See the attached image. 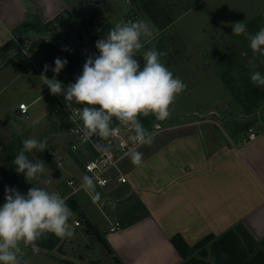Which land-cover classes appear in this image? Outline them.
<instances>
[{
  "label": "crops",
  "instance_id": "crops-1",
  "mask_svg": "<svg viewBox=\"0 0 264 264\" xmlns=\"http://www.w3.org/2000/svg\"><path fill=\"white\" fill-rule=\"evenodd\" d=\"M205 1L199 0L190 8ZM124 2L131 4L129 0H0V46L12 40L14 48L22 40L44 36V27L52 26L56 31L79 27V21L95 10L113 25ZM260 15L264 20V6ZM175 20L173 17L171 23ZM246 29L253 34L247 24ZM226 43L251 75L248 59L252 51L247 36L231 31ZM243 52L248 55H241ZM29 54L31 57L28 52L20 55L24 63L29 62L25 68H19L14 59L0 63V90L5 91L0 92V148L19 135L13 119L18 118L17 105L25 100L13 95V85L18 87L21 78L28 83L37 79L29 83V93L44 86L40 76L47 74L32 59L33 53ZM255 70L264 73V64ZM44 87L43 93L27 103L29 108L49 91L47 85ZM242 115L251 121L244 131L234 128L227 132L214 120L199 116L180 126L164 125L154 143L136 148L143 153L140 165H133L129 156L119 161L117 174L126 176L125 184L149 211L147 217L116 232H108V226L104 231L98 228L122 264H180L182 258L170 242L173 234L181 235L191 246L207 234L219 236L240 223L255 241L264 238V101L249 115ZM249 129L256 133L252 140L247 139ZM108 186L119 185L111 180ZM20 246L23 254L30 250L45 255L57 248Z\"/></svg>",
  "mask_w": 264,
  "mask_h": 264
},
{
  "label": "rangeland",
  "instance_id": "rangeland-1",
  "mask_svg": "<svg viewBox=\"0 0 264 264\" xmlns=\"http://www.w3.org/2000/svg\"><path fill=\"white\" fill-rule=\"evenodd\" d=\"M158 1L176 19L174 23L168 24L160 30L140 9L138 3L127 4L124 2L113 25L122 21L144 20L149 22L153 27L154 38L142 37L141 41L145 46L137 54L142 55L150 48L166 53L161 57V62L173 73L174 77L181 78L187 85L185 90L178 94L173 104L170 105V117L159 122L163 126L167 125V127L180 126L191 119H198L199 116L200 118L214 120L219 127L224 128L227 132L234 128L237 129L239 126L241 127L246 122L251 123L250 119L242 115L244 114L243 109L237 98L228 89L227 84L222 80V75L223 71L228 69L231 76L235 80H239L241 74L244 73L240 69L237 60L227 50L226 38L233 31L231 25L235 22H246L247 24L250 20L258 19L259 28H264V20L260 15L264 1L206 0L193 9L190 8L194 5L192 0ZM62 34L64 36L60 38L59 36ZM43 35L33 37L28 41L22 40L20 45L12 47L4 53L7 54L6 57L4 54L0 57V63H3L4 59H14L13 61L16 60L20 63L19 68L23 65L22 68H25L29 62L24 63L20 55L28 52L29 57H31L28 47L35 44L31 52L33 53L32 59L43 70L45 64L50 66L46 74L51 79L54 75L51 68L55 67V59L57 57L65 58L63 52L67 50L62 49H75L74 51L78 54L77 71L74 72L71 68L76 59L68 56L66 59H70L71 63H67L65 68L56 76L57 80L64 85H68L75 83L76 77L82 73L83 64L88 55H99L95 47L96 41L91 40L77 26L57 31L49 26ZM37 43L39 45L43 44L44 50L37 46ZM45 50L50 57H47ZM135 58L142 68L144 65L143 57L137 56ZM35 82H37V79L29 81L31 84ZM29 83L26 82L25 78H21L18 81V87L15 88L13 85L12 89L13 95L16 98L19 97V99L21 97L26 103H29L34 97L46 90L44 85L40 86L38 91L35 89L33 93H29ZM0 92L4 93L5 91L1 89ZM38 100L37 103L30 106L27 116L13 119L18 125L19 132L13 142L18 145V142L22 144V141L28 138L38 140L47 138V149L43 152L46 156H52V159L45 161L48 169H46L42 179L49 182L36 184L35 186L43 187L50 192L60 193L63 192L65 182L69 178H74L77 183H81L82 177L89 175L84 170L87 161L85 153L87 150H91L92 146L88 142H82L76 149L71 148V141L75 138L70 133L71 123L69 118L60 105L62 101H65L63 96H54L49 90ZM4 102H2V106H4ZM73 104L76 105L74 102ZM2 110L0 107V112ZM43 114H45V117L42 116ZM9 115L12 117L11 113L8 112L7 116L10 117ZM33 121L34 124L28 126ZM30 154L34 161L41 160L39 155L42 152L33 150ZM108 175L110 181L115 182L116 170L111 169ZM109 189V186L99 187L96 185V191L100 193V200L96 202H93L83 189L78 190L74 195L87 217L97 225L100 231H104L110 223L119 221L120 213L127 208L130 202L133 201V197H135L126 184ZM19 191L26 194L28 190L24 191L19 188ZM4 195L5 191L0 187V206L5 202ZM76 220L80 219L74 214L69 220L72 227L73 222ZM73 229L75 232L74 237L70 240H64L63 243L57 246L56 250L49 253L50 255L47 253L45 255L41 253L33 254L30 250L26 251L21 257L22 264H27L30 261L33 264H66L65 262H71L72 264H117L113 254H109L87 232L83 221H81L80 226L73 227ZM206 246L208 247L209 244ZM208 259L213 262L210 255Z\"/></svg>",
  "mask_w": 264,
  "mask_h": 264
},
{
  "label": "clouds",
  "instance_id": "clouds-1",
  "mask_svg": "<svg viewBox=\"0 0 264 264\" xmlns=\"http://www.w3.org/2000/svg\"><path fill=\"white\" fill-rule=\"evenodd\" d=\"M231 26L233 35L247 36L252 51L248 59V66L253 69L250 80L254 85L264 87V73L255 70L264 64V28L251 34L247 32L245 22H235ZM142 37L154 38L153 27L149 22H119L106 36L96 41L99 55L87 56L82 73L76 77L75 83L64 85L56 79L68 63L67 59L59 57L54 61L55 67L51 68L53 78L49 79L43 73L40 76L50 93L63 96L66 110L82 122L76 123V127L83 138L88 140L94 136L99 137L95 142L98 151L102 148L108 152L110 145L103 142L114 136L120 126L129 124L134 132L129 139L134 144L142 146L154 143L155 134L143 125L139 117L154 115L158 121L168 119L171 115L170 105L187 87L181 78L174 77L161 62V57L166 53L150 48L142 55L137 54L145 46ZM241 55L248 54L243 52ZM137 56L143 57L142 68L135 58ZM49 67L44 65V73ZM73 102L82 107H73ZM46 149L47 138L25 139L12 161L16 173L23 174L25 181L32 186L26 194L14 187L5 186V202L0 206V264H22L21 243L35 247L36 242L47 239L49 233L69 240L75 235L69 223L74 213L66 197H62L59 192L35 186L49 182L42 179L48 167L43 160L29 159L28 154L33 150L43 152ZM2 152L3 149H0ZM126 155L133 165L143 162V153L139 150L133 149ZM80 188L93 202L100 200L95 176L84 175Z\"/></svg>",
  "mask_w": 264,
  "mask_h": 264
},
{
  "label": "trees",
  "instance_id": "trees-1",
  "mask_svg": "<svg viewBox=\"0 0 264 264\" xmlns=\"http://www.w3.org/2000/svg\"><path fill=\"white\" fill-rule=\"evenodd\" d=\"M129 1L131 3H138L140 9L146 13L154 25L160 30L173 21L171 14L158 0ZM192 1L193 3H196L199 0ZM258 22V19H253L247 22V26L253 34L261 29L258 26ZM78 25L79 28L93 41H97L106 36L108 31L113 27L100 10H95L88 14L85 18L79 21ZM41 29L42 28H38V31H42ZM43 30L47 31V28L44 27ZM13 44L14 42L10 40L0 46V57L7 52ZM34 45L35 44H31L28 47L29 52L33 51ZM37 46H40L44 50L43 44H38ZM226 48L229 53H231L232 57L237 60L240 69L244 73L241 74L239 80H235L228 69H225L223 71L222 80L227 84L228 89L233 93L234 97L237 98L243 109V113L249 115L254 111V107L256 108L260 102L264 101V87H258L251 82L250 74L247 72L245 66L237 59L227 43ZM74 50L69 49L63 53L65 54L64 59L68 56L76 59L75 64L71 67L72 70L76 72L78 69V54ZM45 53L47 57H50L46 50ZM67 61L68 63H71L70 59H67ZM141 118L147 124L150 123V120L155 119L153 115ZM250 125V122H246L241 127L239 126L237 130H247ZM21 147L22 144L20 142L16 145L12 141L0 148L3 149V152L0 153V187L3 191L5 190V186L14 187L18 190L21 188V190L24 191H27L32 186L25 181L23 174L18 175L16 173L12 164L15 155ZM28 155L29 159L34 161L31 154L29 153ZM39 157H41V160L44 162L52 159V156H46L44 152H42ZM3 199L5 200V195L3 196ZM67 204L72 212L84 222L87 232H89L109 254H113L114 260L117 264H122L120 259L114 254L107 239H105L98 227L90 221L74 196L67 201ZM148 215L149 211L146 206L137 197H133V201L130 202L127 208L120 213L119 223L121 227H126ZM80 220L76 221L81 223ZM64 240L66 239H61L56 235L49 233L47 239H40L36 242V246L46 250H53L63 243ZM170 242L182 258L180 264H264V238L255 241L247 229L240 223L236 224L233 228L226 230L219 236L207 234L191 246L188 245L179 234H173L170 237ZM207 244H209L208 247L206 246ZM209 255L213 258V262L208 259ZM65 263L72 264L71 262Z\"/></svg>",
  "mask_w": 264,
  "mask_h": 264
},
{
  "label": "built area",
  "instance_id": "built-area-1",
  "mask_svg": "<svg viewBox=\"0 0 264 264\" xmlns=\"http://www.w3.org/2000/svg\"><path fill=\"white\" fill-rule=\"evenodd\" d=\"M62 109L65 110L70 125V133L74 136L75 140L71 141V148L76 149L77 146L82 142H88L92 149L89 150L87 154V161L84 165V170L89 174V176L96 177V185L99 187H106L110 183V176L108 172L111 169H117V164L120 160H122L126 155V153L130 152L133 149L140 147L141 145L134 144L129 138L134 134L132 125L120 126L119 131L107 139V141L103 143H107L110 145V149L108 152H104L101 148L100 151L97 150L95 146L96 140H99V137H93L92 139L85 140L82 136L80 130L76 127V123H81L78 117L66 110L65 101H62L61 104ZM73 107H78L73 104ZM29 110V105L25 102H20L15 110V114L18 117L27 116ZM72 115V117H71ZM71 117V118H70ZM142 121L143 125L149 129V131L153 132L155 135L162 132L164 126L156 119L150 120V123H145L144 120L139 117ZM118 124V122H116ZM116 126V125H114ZM249 133L247 135L248 140H252L255 138L256 133L252 130H248ZM99 147V145H98ZM127 178L125 175L117 174L115 176V183L116 185L125 184L127 183ZM82 183V182H81ZM77 183L74 178H69L65 182V189L63 192H60L62 197H66V202L75 195V193L80 190V184ZM67 188V189H66ZM81 223L74 221L73 227L80 226ZM121 229V225L119 221H115L114 223H110L108 227V231L116 232Z\"/></svg>",
  "mask_w": 264,
  "mask_h": 264
}]
</instances>
